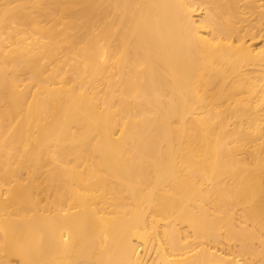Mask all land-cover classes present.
<instances>
[{"label":"bare ground","instance_id":"6f19581e","mask_svg":"<svg viewBox=\"0 0 264 264\" xmlns=\"http://www.w3.org/2000/svg\"><path fill=\"white\" fill-rule=\"evenodd\" d=\"M0 264H264V0H0Z\"/></svg>","mask_w":264,"mask_h":264}]
</instances>
